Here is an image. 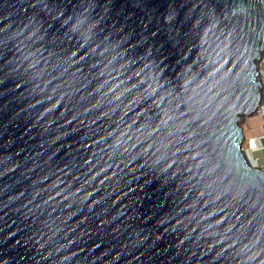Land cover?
Returning a JSON list of instances; mask_svg holds the SVG:
<instances>
[{"label": "water", "instance_id": "1", "mask_svg": "<svg viewBox=\"0 0 264 264\" xmlns=\"http://www.w3.org/2000/svg\"><path fill=\"white\" fill-rule=\"evenodd\" d=\"M264 0H0V264H264Z\"/></svg>", "mask_w": 264, "mask_h": 264}, {"label": "crops", "instance_id": "2", "mask_svg": "<svg viewBox=\"0 0 264 264\" xmlns=\"http://www.w3.org/2000/svg\"><path fill=\"white\" fill-rule=\"evenodd\" d=\"M261 71L264 80V59L261 65ZM248 141L249 144L250 141H254V143L257 146V149H249V146L246 148L247 151L251 150L253 152L252 159L254 160V162L256 161L254 164L264 168V121L263 120H257L251 124L249 134L247 136V145H248Z\"/></svg>", "mask_w": 264, "mask_h": 264}, {"label": "rangeland", "instance_id": "3", "mask_svg": "<svg viewBox=\"0 0 264 264\" xmlns=\"http://www.w3.org/2000/svg\"><path fill=\"white\" fill-rule=\"evenodd\" d=\"M263 62V61H262ZM262 65V63H261ZM263 78V77H262ZM257 120H263L264 121V115L262 114H258V115H255L254 117H251V118H243L242 121H241V125L245 131V135L248 136L249 134V130H250V126L251 124L254 122V121H257ZM248 145L247 143L245 144V148H247ZM250 151V152H249ZM248 151V155H249V158L250 160L252 161V163L254 164V160L252 159V156H253V152L251 150Z\"/></svg>", "mask_w": 264, "mask_h": 264}, {"label": "built area", "instance_id": "4", "mask_svg": "<svg viewBox=\"0 0 264 264\" xmlns=\"http://www.w3.org/2000/svg\"><path fill=\"white\" fill-rule=\"evenodd\" d=\"M249 149H257V146H256V144L254 143V141H250Z\"/></svg>", "mask_w": 264, "mask_h": 264}, {"label": "bare ground", "instance_id": "5", "mask_svg": "<svg viewBox=\"0 0 264 264\" xmlns=\"http://www.w3.org/2000/svg\"><path fill=\"white\" fill-rule=\"evenodd\" d=\"M261 80H262V77H261ZM262 84H263V86H264V83H262ZM260 113H261L262 115H264V110H261ZM255 115H257V114H255ZM255 115H254V116H255ZM254 116H253V117H254ZM244 118H245V117H244ZM246 143H247V136H246ZM246 143H245V144H246ZM248 146H250L249 141H248Z\"/></svg>", "mask_w": 264, "mask_h": 264}]
</instances>
